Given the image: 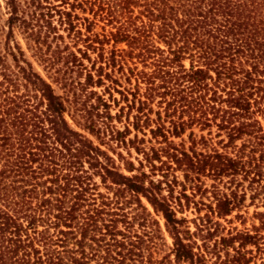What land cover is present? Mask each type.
<instances>
[{
  "label": "trees",
  "instance_id": "trees-1",
  "mask_svg": "<svg viewBox=\"0 0 264 264\" xmlns=\"http://www.w3.org/2000/svg\"><path fill=\"white\" fill-rule=\"evenodd\" d=\"M0 264H264V0H0Z\"/></svg>",
  "mask_w": 264,
  "mask_h": 264
},
{
  "label": "rangeland",
  "instance_id": "rangeland-1",
  "mask_svg": "<svg viewBox=\"0 0 264 264\" xmlns=\"http://www.w3.org/2000/svg\"><path fill=\"white\" fill-rule=\"evenodd\" d=\"M55 88H56V91L60 93V90L58 89V87H55ZM96 91L97 92H101L102 90L96 89ZM112 113H115V110H112ZM125 121H126L125 117H121V122H118L117 120H114L113 124L117 127V129L122 130L123 126L126 124ZM195 133L197 135L200 134V133L197 132V130H195ZM203 134H205V132ZM138 135H139V137H141V134H138ZM130 137H132V135ZM184 140L186 141V137H184ZM173 141H174L175 144H178L180 142L179 139H174ZM187 145H188V143H187ZM118 152L121 153L124 157H126V158L130 159L131 161H133L136 166H137L136 159H142V156L141 155H137L136 152L133 149L129 150L130 155H131L130 157L127 155L128 152H127V149H125V148H122V147L121 148H117L116 149V153H118ZM113 156H114V158H116L115 155H113ZM145 170H147V169L145 168ZM177 175L181 179V174L177 173ZM204 184L208 187L211 184V181L208 180V179H204ZM196 199H198V197H196ZM204 201H206V200H204ZM247 211H248V216H249V215H251L253 213L254 208L253 207H249L247 209ZM193 214L194 213H193L192 210H187V211L184 212V215L187 216L189 219L193 218ZM234 215L235 214H233V216L227 217L226 221H224V220H220L219 221L220 224H221V227L224 228L223 232L221 231L223 234H225L227 229H229V228H236V229L241 230L244 227V226H242V224H240L239 220L234 219ZM249 224H250V221L247 220L245 226L249 227ZM168 243H169V240H168Z\"/></svg>",
  "mask_w": 264,
  "mask_h": 264
}]
</instances>
